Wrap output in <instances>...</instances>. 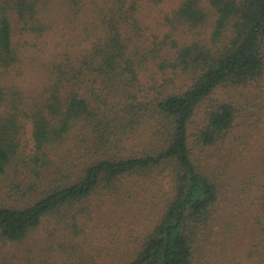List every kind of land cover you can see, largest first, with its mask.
Returning a JSON list of instances; mask_svg holds the SVG:
<instances>
[{
    "label": "trees",
    "instance_id": "16d2710c",
    "mask_svg": "<svg viewBox=\"0 0 264 264\" xmlns=\"http://www.w3.org/2000/svg\"><path fill=\"white\" fill-rule=\"evenodd\" d=\"M149 1L161 2L0 0V177L13 161L50 165L47 153L66 137L87 148L117 149L138 137L137 126L156 124L152 137L133 152L96 156L74 179L50 184L33 202L0 203V247L25 241L48 216L68 218L66 229L76 233L99 192L110 198L109 222L127 216L135 226L123 180L167 171L173 187L144 233L128 225L126 237L121 226L122 237L112 232L109 261L77 254L58 230H49L46 248H28L23 264H193L201 236L219 233L217 202L225 184L243 190L259 184L260 207L254 208L263 215L264 157L255 166L233 142L227 144L240 107L231 99H210L222 86L250 85L256 88L250 107L259 115L261 103L253 100L264 95V0H179L161 17L163 35L146 43L143 7ZM201 29L209 30L206 40L178 37ZM151 63L164 79H180V87L155 95L145 90L139 74ZM202 103H208L207 122L191 131ZM27 123L29 156L23 142ZM219 143L227 144L225 150L210 155L208 149ZM225 224L232 226L230 220Z\"/></svg>",
    "mask_w": 264,
    "mask_h": 264
},
{
    "label": "rangeland",
    "instance_id": "374dc122",
    "mask_svg": "<svg viewBox=\"0 0 264 264\" xmlns=\"http://www.w3.org/2000/svg\"><path fill=\"white\" fill-rule=\"evenodd\" d=\"M178 1L161 0L157 4L151 1L145 3L147 7H143V14L145 15V21L148 23V30L145 31L146 43L150 41L152 35H157L159 38L163 35L167 28L162 24L161 17L164 12L175 7ZM208 36V29L184 30L178 33V37L182 41L188 42L194 38L206 40ZM167 73L172 74L174 78V72L171 68L167 69ZM170 78L172 77H167L166 79ZM139 79L144 89L153 95L159 90L172 91L181 85L180 79H175L172 82L164 79L161 71L157 70L153 63L142 68ZM37 83L40 85V81L31 85L32 94L38 89ZM255 91L256 88L250 85L239 86L236 89L230 88V86H222L212 94L210 104L221 99H231L239 105L240 111H238L234 125L229 130L225 141L227 144L233 142L237 150H240L239 153H241L242 157L256 166L257 160L260 162L259 160L264 157V95L257 98V100H253V103L255 101L261 103L259 115H254V110L250 107V101L255 99ZM32 94L30 93V97ZM207 110L208 103H202L198 107L190 123L191 131L207 122ZM257 116L259 118H256ZM155 128L156 124L154 121L148 125L137 126V132L135 133H137L138 137L119 143L117 149L87 148L81 146V143L77 142V138L66 137L64 142L56 145L47 153V157L50 159V165L47 166H42L38 162L32 167H27L22 162L13 161L7 172L0 177V203L23 205L33 202L39 195L44 193L50 184L55 182L63 183L74 179L85 163L91 161L94 157L118 156L123 153L133 152L137 147L147 143L152 137V131ZM23 142L25 144V153L28 156L32 155L33 142L29 123L25 127ZM225 145L222 146L219 143L217 147L213 146L207 152L210 155L214 151L222 153L225 150ZM233 156L234 154L231 157L232 161H234ZM241 178L242 176L237 177L238 181ZM121 189L124 190L125 196L128 197L129 207L138 220L135 226L129 223L130 220L127 216L124 219L118 216L112 219V222H109V206H107L108 203L106 201H110V198L106 195H104L105 197L100 195L99 192L91 202L93 204V206L91 205L92 214L79 218V227L76 228V233L66 229L68 218L62 220L61 218L48 216L44 218L42 225L33 230L25 241L9 242L5 247H0V264H4V261L7 264H23L28 248H34L35 246V253H38L40 249H45L46 245L49 244L46 241L48 236L46 232L49 230H53L54 234L58 233V230L67 245L78 251L77 254L87 255L89 253L91 254L90 256H100L106 262L109 261L107 250L112 249L111 241H113L114 237L112 232L120 237L124 234V237H126L129 231L126 228L128 225L132 230L136 228L141 233H144L150 216L158 213L163 208L165 201L171 198L173 191L172 180L167 171L127 178L123 180ZM262 190L263 188L256 182L247 184L246 190H243L242 186L233 189H229L227 184L223 186L217 202V207L221 211V214L217 217L219 233L208 237L207 235L201 236L203 240L199 243V253L193 264H264L262 262V257L264 258V238L261 236L264 233V224L260 223L264 221V212L262 215L261 211L258 213L254 208L259 206L258 196ZM237 216H240V218ZM228 220L231 221L232 226L228 227L225 224ZM120 226L123 227V234L118 229ZM226 226L229 231L224 229ZM108 230H110V234H107ZM225 237L228 239L224 240ZM49 239H51V242L53 237ZM89 242L93 244L90 245ZM100 247L103 250L99 252ZM38 248L40 249L38 250ZM84 259H86V256Z\"/></svg>",
    "mask_w": 264,
    "mask_h": 264
}]
</instances>
